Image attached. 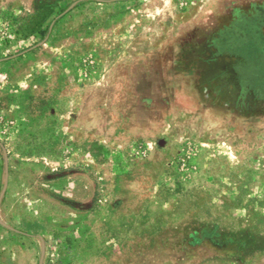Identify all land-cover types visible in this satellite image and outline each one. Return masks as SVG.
Masks as SVG:
<instances>
[{
  "label": "rangeland",
  "instance_id": "1",
  "mask_svg": "<svg viewBox=\"0 0 264 264\" xmlns=\"http://www.w3.org/2000/svg\"><path fill=\"white\" fill-rule=\"evenodd\" d=\"M257 29L264 0H0V264H264Z\"/></svg>",
  "mask_w": 264,
  "mask_h": 264
},
{
  "label": "crops",
  "instance_id": "2",
  "mask_svg": "<svg viewBox=\"0 0 264 264\" xmlns=\"http://www.w3.org/2000/svg\"><path fill=\"white\" fill-rule=\"evenodd\" d=\"M259 30H260V29H257V33L260 34V35L262 36V40H263V42H264V35H263V32L261 33V32H259ZM250 83H251V82H250ZM251 84H252V83H251ZM252 85H253V88L255 89V91L257 92L256 95L259 96V97H261V98L264 100V95L262 94V92H260L259 90H257L256 87H254V86H255L254 84H252Z\"/></svg>",
  "mask_w": 264,
  "mask_h": 264
}]
</instances>
